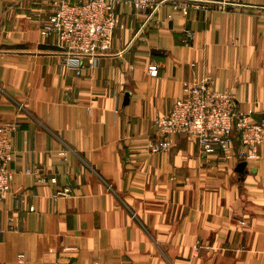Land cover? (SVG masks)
I'll list each match as a JSON object with an SVG mask.
<instances>
[{
    "label": "crops",
    "instance_id": "1",
    "mask_svg": "<svg viewBox=\"0 0 264 264\" xmlns=\"http://www.w3.org/2000/svg\"><path fill=\"white\" fill-rule=\"evenodd\" d=\"M195 1L118 6L110 49L77 72L41 34L53 0H0V121L17 123L0 264H264V142L251 161L183 134L147 147L186 81L264 118V0Z\"/></svg>",
    "mask_w": 264,
    "mask_h": 264
},
{
    "label": "built area",
    "instance_id": "2",
    "mask_svg": "<svg viewBox=\"0 0 264 264\" xmlns=\"http://www.w3.org/2000/svg\"><path fill=\"white\" fill-rule=\"evenodd\" d=\"M165 0H53V8L42 23L41 34L52 35L66 65L80 69L94 66L97 56L111 47L114 28L123 25L117 12L126 5L138 12L154 15ZM173 7L182 14L197 7L195 0H173ZM193 32L186 29L184 41ZM158 65L148 64L155 75ZM254 108H237L232 93L217 89L205 80L186 81L181 95L170 108L152 118L153 136L147 147L151 152L165 150L173 143V136L187 135L197 141L205 153L219 152L223 157L254 160L264 142V118L253 119ZM17 128L14 121H0V198L11 192L14 158L11 133ZM59 190L58 194L65 193Z\"/></svg>",
    "mask_w": 264,
    "mask_h": 264
}]
</instances>
